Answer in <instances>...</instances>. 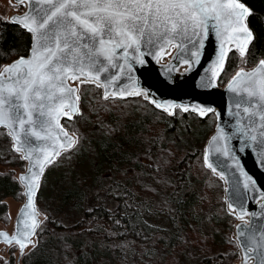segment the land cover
<instances>
[{"label": "snow or ice", "instance_id": "1", "mask_svg": "<svg viewBox=\"0 0 264 264\" xmlns=\"http://www.w3.org/2000/svg\"><path fill=\"white\" fill-rule=\"evenodd\" d=\"M24 2L18 0L21 5ZM28 4V11L11 19L31 33L30 53L19 56L0 71V126L9 130L7 134L14 141L11 147L22 153V159L29 161V173H22L19 178L26 181L28 198L21 209L24 227L18 223L15 234L0 232V238L10 245H18L22 254L28 244L35 247L37 243L30 237L36 234L41 223L36 218L34 200L41 176L46 166L61 155L60 151L46 147V142L72 150L79 146V136H70L59 120L60 116L83 114L79 107V88L69 84V78L80 85L91 82L99 87L103 84L105 99L110 94L113 97L137 95L145 90L114 82L121 74H127L129 85H134L135 80L130 76L133 64L146 63V53L155 58L166 55L164 49L173 46L176 40L180 41L179 48L189 54L190 58L183 62L191 67L199 61L205 39L212 31L219 47L212 61V78L203 85L212 87L228 56L226 44L236 48L246 62L249 44L255 39L248 23L254 10L244 0H28ZM116 57H122L123 62L114 63ZM110 66H119L120 72L102 79L101 73L108 72ZM110 86L118 90L110 92ZM227 88L236 94L238 101L235 104L238 111L230 110V114L236 117L233 131L227 132L222 125H217L210 143L215 152L228 157L243 176L241 201L234 200L228 205L229 210L238 208L239 218L243 220L249 213L242 199L249 189L255 191L256 181L244 171L229 141L239 134L240 151L253 148L259 152L264 164V58L259 59L251 70L239 68L228 81ZM147 98L170 113L177 106L174 100L157 101L150 95ZM242 106L243 116L239 111ZM179 107L185 112L192 107L200 116L213 111L202 104L182 103ZM244 120L246 122H242ZM204 163L217 171L208 151L204 153ZM219 175L223 178L226 173L220 171ZM240 183L237 182L238 187ZM99 192L97 188V197ZM260 195L264 196V192ZM262 213L264 203L261 204V213L250 214L256 217ZM232 214L237 215V212ZM236 227L241 238L247 236V241L241 240L244 248L242 264H248L251 256L257 258V264H264V228L256 231L247 225Z\"/></svg>", "mask_w": 264, "mask_h": 264}, {"label": "trees", "instance_id": "2", "mask_svg": "<svg viewBox=\"0 0 264 264\" xmlns=\"http://www.w3.org/2000/svg\"><path fill=\"white\" fill-rule=\"evenodd\" d=\"M244 2L254 10L248 23L255 34V39L249 44L246 62L236 50L230 51L219 77L220 86L230 80L241 68L242 63H245L247 67H254L259 59L264 58V0H244ZM30 47V33L21 26L0 17V69L19 56L27 55ZM84 87L91 92L88 91L86 94ZM79 96L83 114L75 116L72 120H63L64 126L72 133L76 131L72 130V125L84 116L83 107L90 102H95L96 98L97 101L131 99L147 106L150 112L139 113L138 109H134L126 120L115 118L111 122L115 130L114 135H98L80 150L75 148V150L63 152L48 167L47 171L51 168L55 171L60 167L64 157L74 155V163L67 168L69 174L56 173L52 178L50 177L55 186L54 190L57 192L55 195L54 193L48 195V201L51 199L55 210L51 218L46 219L39 226L36 234L38 245L26 264H63L64 262L66 264H123L127 260L125 248L129 244L141 246L150 245L152 242L163 247H172V251L182 246L185 247L184 253L186 250L189 251L193 243L190 233L197 231L200 235L206 234V222L214 211V208L203 210L206 200L204 193L210 180L207 174L213 176L220 189H222L220 185L223 184L218 176L205 167L204 151L201 149L203 141L199 145L196 143L206 136L204 128L199 129V132L191 138L188 134L186 121L190 115H195V112H182L176 109L172 115H169L151 104L142 95L102 99L100 87L93 83L84 84L79 89ZM157 121L164 128L162 135L165 141L173 140L174 144L183 145L187 151L173 158L165 170L162 169L153 174L157 167L152 157L161 164H166L170 157L168 150L160 149L161 140L151 130ZM185 132L188 137L183 139L181 135ZM0 140L6 142H0L2 147L0 156H2V151L11 144V138L5 128H0ZM192 144L195 149L192 148ZM11 151L20 156L14 150L11 149ZM87 159L93 163L95 177L98 182H101L100 194H104L101 199L95 197L92 200L93 205L88 201L89 189L76 178L75 173V170L79 169ZM132 166L136 167L142 178L147 181L152 179L154 182L155 176H165L169 186L165 188L163 184L158 183L157 185L163 190L151 197L137 190V177L133 179L115 176V174L124 173L125 168ZM108 171L109 175L102 176ZM0 187L3 189L0 198L3 199L16 196L22 191L19 182L10 175L0 176ZM214 191L220 193L217 187ZM116 192H119V195H116ZM44 202V212L48 213L49 205L45 199ZM74 203L77 206L73 208ZM66 213L76 215L72 222L69 223L63 215ZM227 218L232 220L230 226L236 219L230 213ZM227 238L225 235L221 239L215 238L216 245L219 246L224 240L230 242L231 239ZM231 247L228 252H215L212 248L200 257L191 258L190 254H187L185 255L187 258L177 264H232L238 255V248L234 241L231 242ZM23 257L25 259L26 255Z\"/></svg>", "mask_w": 264, "mask_h": 264}, {"label": "rangeland", "instance_id": "3", "mask_svg": "<svg viewBox=\"0 0 264 264\" xmlns=\"http://www.w3.org/2000/svg\"><path fill=\"white\" fill-rule=\"evenodd\" d=\"M25 4H17L14 0H0V17L4 20H10V18L14 14H21L25 11ZM174 47L167 52V54L164 56L163 61L169 60L171 54L173 53ZM241 67L245 69H250L252 67H247L245 63H242ZM3 68V67H2ZM1 71V69H0ZM238 71V70H237ZM91 83V82H89ZM86 84V83H85ZM96 86V83H93ZM73 85H76L79 89L84 85H80L79 82L73 83ZM100 87V86H99ZM85 88V87H84ZM101 89V98L105 99L103 96V90ZM86 94L88 91L91 92L90 89L85 88L84 89ZM144 98L145 96L142 95ZM115 98V97H110ZM109 99V98H107ZM146 99V98H145ZM147 100V99H146ZM140 102L134 101V100H108V101H97V98L95 99V102H90L86 104L83 107L84 110V116L80 118L75 125H72V130H76L75 132H71L73 135L79 136V146L76 148L77 150L82 149L84 146H86L87 142L89 143L92 139H94L98 135H114L115 130L112 128L111 122L115 118H123L126 120L128 117H130L129 114L132 110L138 109V112H144L148 113L150 112L149 108L145 106L144 104H139ZM152 104V103H151ZM81 108V106H80ZM82 109V108H81ZM182 111V110H181ZM177 112V111H176ZM185 112V111H182ZM81 114V113H79ZM78 114V115H79ZM168 114V113H167ZM172 115V114H169ZM77 116V115H76ZM204 118V117H203ZM72 120V119H69ZM186 126L188 128V134L190 138L194 136L197 132H199V129L204 128L206 136L202 138L200 141L196 142L197 145L201 144V141H203V145L201 149L205 153V147L207 144V141L211 134L214 132L216 128V115L213 113L210 117L208 116L206 119H202L201 116L195 113V115H190L187 118ZM213 122V124H212ZM67 128V127H66ZM69 130V128H67ZM213 129V130H212ZM151 130L158 136L161 140L160 142V149L161 150H168L170 152V157L168 158V162L166 164L159 163L156 158L152 157L153 160L156 162V167L152 173H156L160 170H165L167 166H169L172 162L173 158H176L186 153L187 148H185L183 145H176L170 141H165L162 133H163V126L157 121V124H155L153 127H151ZM212 130L211 134L210 131ZM7 131V130H6ZM187 131V130H186ZM8 133V132H7ZM10 136V135H9ZM183 139H186L188 136L186 135V132L181 135ZM11 138V137H10ZM171 139V138H169ZM168 139V140H169ZM0 142H4V140H0ZM12 139L10 146L8 145L6 147L5 151H2V156H0V176L4 175H10L13 179H16L18 181V175L24 171H26V161L21 158V154L18 157L17 155L13 154L11 149L14 150L12 145ZM195 144V146H197ZM194 144H192V148L195 149ZM2 148V147H0ZM95 151V148H93ZM15 151V150H14ZM16 152V151H15ZM93 156V154H92ZM74 155H69L68 157H64V159L61 161L60 167L56 169L55 171H52L53 168L48 170L43 178L40 192H39V198L37 199L38 208L41 212V218L42 222H44L46 219L51 218L52 212L55 210V206L53 205L51 199L48 201V195L54 193L56 194L57 191L54 190L55 186L52 183V176H54L56 173L61 174H69L67 171V168L70 167L74 161H73ZM23 160V162H21ZM205 164V163H204ZM205 167L208 168L205 164ZM209 169V168H208ZM128 170V171H125ZM211 172L216 175L212 170ZM76 178L82 181V184L87 186L86 188L89 189L90 194L88 196V201L91 205L94 204L92 201L95 197H97L96 192L97 188L101 185V182H98V179L95 177V171L93 170V163L90 159L85 160L82 163V166L79 169L75 170ZM108 173L102 174L109 175ZM114 175V174H113ZM209 177V181L204 193L205 197V205L203 206V210H211L214 208V211L211 212L210 217L208 218V221L206 222L205 231L206 234L200 235L197 231L191 232V237L193 240V243L191 244L192 247L185 251V247L182 246L180 249H177L176 251H172V247L165 246L157 244L156 242H152L150 245H141L136 246L135 244H129L125 250H127V257L126 262H123V264H177L179 261L183 260L184 258H187L185 255L190 254V257H200L202 255H205L207 253L206 251L212 249L215 250V252H228L231 250V242L234 241L235 245L238 248V255L235 259V261L232 264H237L241 260V254L240 249L237 244L236 238H235V226L238 222L243 221L239 219L237 216L236 219L233 221L232 225L230 226L231 219L227 218V215L231 212L228 210V205L225 200V184L223 181L222 189H220L215 182V179H213V176L210 174H207ZM118 178H138V183L136 185L137 190L145 193L148 196H153L159 194L160 190H163V188L158 183L163 184L165 188H167L168 182L167 178L163 175L161 176H155L154 182L144 180L142 178V175L139 171H137L136 167H130L125 168L124 173L122 174H115ZM217 176V175H216ZM215 182V183H214ZM22 187V186H21ZM218 188L219 194L216 193L215 188ZM1 187H0V195L2 193ZM165 190V189H164ZM100 194V192H99ZM104 197V194H100L99 199ZM45 201L49 205V212L45 213ZM162 200V198H161ZM164 201V200H163ZM25 202V196L22 191L16 196L11 197H5L0 198V229L6 230L13 234L14 228H15V221L16 217L19 213V210L22 206V204ZM77 206L75 203L73 204V208ZM67 220L70 222L73 221V218L76 217V215L72 214H63ZM233 215V214H232ZM227 236V240H224L220 243L219 246L216 245L215 238H223V236ZM34 241H36V246L33 247L29 246L25 250L26 257L22 259L20 262V250L17 245L12 246H6L5 244H0V264H26L27 261L30 260V257L35 252V249L38 245V239L37 237L34 238ZM41 247V245H40ZM64 255V254H63ZM19 260V261H18ZM63 264H66L65 262ZM122 264V263H121Z\"/></svg>", "mask_w": 264, "mask_h": 264}, {"label": "water", "instance_id": "4", "mask_svg": "<svg viewBox=\"0 0 264 264\" xmlns=\"http://www.w3.org/2000/svg\"><path fill=\"white\" fill-rule=\"evenodd\" d=\"M14 1L17 4H19L18 0H14ZM24 4L26 6L25 11L21 14H14V15H23L26 11L29 10L28 0H25ZM9 21L13 24H16L22 27V25H20L18 22L12 21L11 18ZM25 30L29 32L27 29ZM179 43L180 41L176 40L174 41L173 46H169L164 49V51L167 53L172 49V47H174L173 53L171 54L167 62H161V59L165 56V54H161L159 58H155L154 55H148L146 53L144 56L146 63L144 64L134 63L133 70L130 73L131 78L135 80L134 85H129L128 83L129 75L127 74H121L119 80L114 83L116 85L135 87L137 90L144 89L145 92H140L137 95H144L145 98L150 103H152V100L147 98L149 95L151 96L152 99H155L157 101H167V100L176 101L177 106L173 110V113L176 109L182 110L179 107V105L182 103L190 104V105H201L202 104L205 107L212 108L213 111L207 112L205 116L210 113H214L215 115L216 113H219V115H216V128L214 132L211 134V136L209 137L206 147H205V151L209 152L211 162L214 165H217V171L214 172L212 169L210 168L209 169L212 170L219 177H220L219 175L220 171H224L226 173L225 177H223L222 180L224 181V184H225V200L227 202V205H229V203L233 202L234 200L241 201L240 191L243 190V184H242L243 176L240 174V171L239 169H237L236 165L232 163L228 159V157H225L222 154L216 153L214 150V146L210 143L211 137L215 135L217 132V125H222L227 132L233 131L232 125L235 123L236 117L230 114V110L231 112L238 111L235 108V104L238 102L237 96L236 94L232 93L227 88L228 82L224 86H220L219 84V77L224 68L222 70H218L219 75L215 77V83L212 87L203 86L209 78H212V70L214 67L212 65V61L215 59L216 52L219 47L215 33L212 31L209 32L208 37L205 39L204 48L201 50L199 61L194 62L191 67H189V64L183 62V60L189 59L190 57L187 52L179 48ZM226 47L229 48L228 54L230 53L232 49H235L237 51V49L232 47L231 45L226 44ZM117 51H121V50L118 49ZM29 53H30V50L28 54ZM12 62L8 64H11ZM122 62H123L122 57H116L114 61V63H116L117 65ZM257 64L254 67H256ZM251 69L252 68L246 69V70H251ZM1 71H3V68L1 69ZM117 72H120L119 66H116V67L110 66L108 69V72L101 73V77L102 79H106L108 78L110 74H115ZM125 73H127L126 65H125ZM7 75L8 74L5 72V76ZM81 79H88V78L81 77ZM75 82L77 81H73L70 78L68 79L69 84L73 85V83ZM100 87L102 88L103 93H104L103 84H100ZM112 90H118V88H112L110 86V92ZM129 96H136V95L129 94L123 97L116 96L115 98H125ZM110 97H113V96H111L110 94L108 98ZM79 107H80V100H79ZM159 109L166 111L168 114H173L167 111L165 108H159ZM189 110L197 113L192 107H190ZM239 111L241 115L243 116L244 115L243 106L241 107V109H239ZM78 114L79 113H76L71 117L60 116L59 117L60 123L64 126L63 124L64 119H73ZM201 117H204V116H201ZM242 122H246V120ZM0 128H5L7 131H9L6 126H0ZM64 128L67 129L65 126ZM67 131L70 136L73 135L72 133H70L68 129ZM62 136L63 134L61 133V137ZM33 139L35 140V137H33ZM221 143H223V141H221ZM240 144H241V141L239 139V134L234 135L229 141V146L232 148L235 155L239 157V163L244 169V171H246L256 181V189L255 191H253L252 189H249L247 192H245L242 202H243V206L248 210L249 214H246L244 217L245 220L238 222L236 226L237 225H247L249 229H255L256 231H259L261 228H264V213L256 217H253L250 213L251 212L261 213V204L264 203V196L260 195L261 192H264V164L261 163L260 155L258 151H254L253 148L251 147H247L245 148L244 151H240ZM39 146L40 145L38 143V147ZM45 146L48 147L50 150L60 151L61 154L64 151L70 150L67 148H61L59 144H53L51 141L46 142ZM58 157H56V160ZM25 161L27 164L26 171L22 173L27 175L29 173V168H28L29 161L27 160ZM50 165L51 164L46 166L44 173L46 169L48 168V166ZM22 173L18 175V181L20 185L23 187L25 202L22 204L19 210V213L16 217L15 228H14L13 234L17 232L18 223H20V227H24V223L22 222L24 221V216L21 214V209L25 204H27L28 198H27L26 191H25L26 181L22 182L19 179ZM44 173L41 176L40 186H41ZM238 181L241 182L239 184V187L237 186ZM40 186L36 190V195H35L34 200H35V205H36V210H37L36 218L42 222L41 212L38 209V205H37V196L40 190ZM26 211H30V209ZM234 211L237 212L236 216L239 218L238 208L229 210V212L231 213H233ZM27 222L30 223V221H27ZM39 226L37 227V230ZM236 226H235V238H236L237 244L240 249V254H241V260L237 264H242L244 248L241 247V240L244 239L245 241H247V236L241 238L240 235L238 234V229ZM37 230H36V233H37ZM0 232H7L9 235H13L10 232L3 230V229H0ZM35 237H36V234L31 236L30 239L34 240ZM257 239H259L258 236H257ZM0 244H5L6 246L15 245V244L10 245L6 243L3 240V238H0ZM29 246H31V244H28L26 246L23 254L21 253V250L19 248L20 250L19 260L22 258V256L25 253V250ZM248 264H257V258L255 256H251L248 261Z\"/></svg>", "mask_w": 264, "mask_h": 264}]
</instances>
